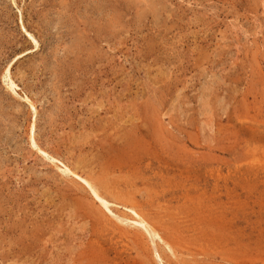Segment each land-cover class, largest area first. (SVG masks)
<instances>
[{
    "label": "rangeland",
    "instance_id": "rangeland-1",
    "mask_svg": "<svg viewBox=\"0 0 264 264\" xmlns=\"http://www.w3.org/2000/svg\"><path fill=\"white\" fill-rule=\"evenodd\" d=\"M62 162L105 183L109 210ZM131 203L178 258L110 212ZM156 249L264 264V0H0V264Z\"/></svg>",
    "mask_w": 264,
    "mask_h": 264
},
{
    "label": "bare ground",
    "instance_id": "bare-ground-1",
    "mask_svg": "<svg viewBox=\"0 0 264 264\" xmlns=\"http://www.w3.org/2000/svg\"><path fill=\"white\" fill-rule=\"evenodd\" d=\"M29 35L34 39L35 43L37 44V41L35 40V38L29 33ZM38 45V44H37ZM85 68V67H84ZM4 80L7 82V84L11 87V88H16L17 85L12 77V66H9L5 73H4ZM71 86V85H70ZM103 93V92H102ZM86 97V96H85ZM26 100L30 103L31 107L35 110V106L34 104L31 102V100L29 98H26ZM108 107V106H107ZM87 115V114H86ZM88 121V120H87ZM133 122V121H132ZM116 128V127H115ZM114 128V129H115ZM131 130V129H130ZM143 134V130L141 131ZM99 133V132H98ZM148 133V132H147ZM122 134V133H121ZM36 125L35 123L32 125L31 127V133H30V138L31 139V143L33 144L34 147H37V143H36ZM128 136V133H127ZM129 136H131V134L129 133ZM128 136V137H129ZM134 136V135H133ZM125 137V136H124ZM132 137V136H131ZM134 138V137H133ZM136 139V138H135ZM86 144V143H85ZM128 148H131L132 150H139L140 149V145H137L136 143H133V141H131L130 139H128L127 143L125 144ZM38 151L40 153H42L44 156L50 158L51 160H53L54 162L58 161V158L55 156L50 155L49 153H47L46 151L42 150L41 148L37 147ZM130 149V150H131ZM143 149V148H141ZM92 151V150H91ZM143 152V151H142ZM140 153V152H139ZM75 154V153H74ZM87 154V153H86ZM146 153H144L145 155ZM89 155V154H88ZM149 155V154H148ZM70 156V155H69ZM125 156V155H124ZM147 156V155H146ZM140 159V158H139ZM150 159V158H149ZM80 161V160H79ZM119 162V160H117ZM125 161V160H124ZM117 162V163H118ZM82 163V162H81ZM114 163V162H113ZM120 163V162H119ZM80 164V163H79ZM78 164V165H79ZM63 165V169L62 172H64L65 174H69L72 175L73 177H75L76 179H78L79 181H81L83 183V185L85 186V188L88 190V192L90 193V195L94 198V201H97L100 206L102 208H109V204L111 203V201L113 200V198L111 199L110 195L108 196L106 193H104V191H102L105 183H100V181L97 180V178L93 177L92 175H89L85 172V170L83 169V167H79L78 165L76 166H70L67 165L65 163L62 162ZM145 165V164H144ZM57 166V165H56ZM90 166V165H89ZM94 166V165H93ZM163 166V165H162ZM59 167V166H58ZM165 167V166H164ZM87 168V167H86ZM105 168V167H104ZM97 169V168H96ZM112 169V168H111ZM116 170V169H115ZM138 170V168H137ZM147 170V169H146ZM107 171V170H105ZM133 172V171H132ZM131 172V173H132ZM138 172V171H137ZM144 172V171H143ZM146 172V171H145ZM129 173V172H128ZM140 173V171H139ZM102 174V173H101ZM108 174V173H107ZM143 174V173H142ZM134 175V174H133ZM140 175V174H139ZM104 176V174H103ZM99 177V176H98ZM137 177V176H136ZM107 178V176H106ZM99 179V178H98ZM137 179V178H136ZM110 180V178L108 179ZM135 180V179H134ZM102 182V181H101ZM109 181L106 180V183H108ZM109 184V183H108ZM107 184V185H108ZM136 184V183H135ZM109 186V185H108ZM107 186V187H108ZM111 188V186H110ZM139 188V187H138ZM106 190V188H105ZM134 200V199H133ZM125 201V200H124ZM113 204V203H112ZM130 204V202H129ZM138 205V204H137ZM128 210L130 211V213H132V215L134 216V218H129L128 214L127 215H117L114 213L113 210L110 209L111 214L113 215V217L119 221L122 224H128L129 222L137 227H142L145 229V231H147V233L151 236L152 238V242L155 243L154 240H156L157 238L163 243V245L169 249L172 254L178 258V254L175 250V248L171 245V243L169 241H167L166 239H164L162 237V235L160 234L159 230H157V228H155V226H153L139 211L138 206H136L135 204L129 205ZM148 209V208H147ZM109 210V209H108ZM103 215V214H102ZM73 227V226H72ZM136 227V228H137ZM217 238V237H216ZM217 241V240H216ZM218 242V241H217ZM222 245V244H221ZM159 248V247H158ZM223 249V248H222ZM157 259L159 260V264H165L164 262V258L162 256V252H160L159 249L155 250Z\"/></svg>",
    "mask_w": 264,
    "mask_h": 264
}]
</instances>
